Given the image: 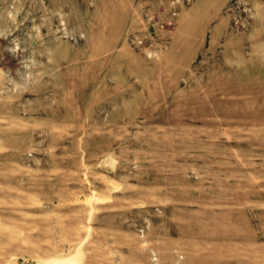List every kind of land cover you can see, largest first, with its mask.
<instances>
[{"label": "rangeland", "instance_id": "obj_1", "mask_svg": "<svg viewBox=\"0 0 264 264\" xmlns=\"http://www.w3.org/2000/svg\"><path fill=\"white\" fill-rule=\"evenodd\" d=\"M0 264H264V0H0Z\"/></svg>", "mask_w": 264, "mask_h": 264}]
</instances>
